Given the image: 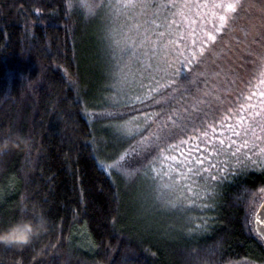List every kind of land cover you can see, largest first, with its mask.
Wrapping results in <instances>:
<instances>
[{
	"label": "trees",
	"instance_id": "obj_1",
	"mask_svg": "<svg viewBox=\"0 0 264 264\" xmlns=\"http://www.w3.org/2000/svg\"><path fill=\"white\" fill-rule=\"evenodd\" d=\"M89 5L93 0H0V130L18 128L30 137L27 145L0 153V229L38 214L49 223L28 246L0 245V264H264V241L254 224L264 200L261 163L225 158L228 171L208 181L209 196L191 204L175 195L177 206L169 210L145 202L150 180L103 166L135 140L125 136L119 145L111 139L121 135L113 123L126 120L96 117L126 108L108 101L113 90L111 76L106 89L109 73L99 53L101 17L93 18ZM233 50L245 62L261 61L264 34ZM223 63H210L201 88L222 84ZM181 103L188 98L146 100L137 103L139 119L127 120L146 134L154 124L145 113L162 120Z\"/></svg>",
	"mask_w": 264,
	"mask_h": 264
},
{
	"label": "snow or ice",
	"instance_id": "obj_2",
	"mask_svg": "<svg viewBox=\"0 0 264 264\" xmlns=\"http://www.w3.org/2000/svg\"><path fill=\"white\" fill-rule=\"evenodd\" d=\"M105 6L118 13L123 10H140L141 14H145L148 9H153V15L159 10L176 9L171 14L180 15L188 22L186 33L179 35L171 32L175 20L163 25L165 31H156L162 25L152 20L150 23L153 27L144 28L142 32L143 26L136 23L123 34L115 31L109 33L116 67L114 82L110 85L114 94L109 102L113 105L123 103L124 107L134 108L135 104H144L146 100L160 104L161 100L179 102L182 97H187L188 103H181L178 107L170 106L165 110V119L158 121L155 117L159 113H145V121L154 124L146 134L141 135L139 127L133 126L132 120L114 123L113 126L123 135L130 136L135 131L140 138L136 144L119 154L118 158H113L112 163L103 166L128 179L139 176L150 180L157 200L176 207L172 200L163 199L166 193L175 194L178 200L191 204L211 194L213 189L208 181L216 180L219 172L228 171L227 159L220 160V157H232L237 164L248 161L253 165L264 164V159H252L253 155L264 158V62L254 70L253 77L245 82V88L237 90L236 99L228 102L227 106H222L224 102L216 86L201 88V83L208 84L209 76L205 52H215L218 35L223 33L220 36V43L223 44L224 37L234 30L231 22L237 17L232 14L244 7L240 0H229L227 3L224 0H211V3L208 0H115L106 5L104 0H100L88 7L99 9ZM185 9L197 10L196 14L201 21L205 18L214 21L211 29L203 22L198 28L195 27L196 20L191 15H185ZM201 9H207V12H200ZM217 9L222 11L218 12ZM132 32L135 35H131ZM166 34L176 35V39L163 42ZM178 42L184 43L172 55L169 49ZM194 64L205 65V71L193 72ZM160 72L169 76L163 84L156 80L155 74ZM145 73L148 79L156 81L155 87L143 83ZM201 77L205 79L201 81ZM125 86H139L146 91L143 96L129 95L125 92ZM165 88H171V92L163 97H154V93ZM177 93L180 95L177 96ZM214 101L218 104L214 105ZM118 115L123 114L116 109L97 113L96 117L115 118ZM245 149L244 160H241L238 154ZM133 155L141 157L136 167H131L125 159ZM261 191L264 192V189ZM261 238H264V232Z\"/></svg>",
	"mask_w": 264,
	"mask_h": 264
},
{
	"label": "rangeland",
	"instance_id": "obj_3",
	"mask_svg": "<svg viewBox=\"0 0 264 264\" xmlns=\"http://www.w3.org/2000/svg\"><path fill=\"white\" fill-rule=\"evenodd\" d=\"M99 2L100 0H93V4H96ZM114 2L115 0H104L105 5L108 3H114ZM152 2H166V0H152ZM178 2H182V0H178ZM200 2H204V0H200ZM208 2L211 3V0H208ZM217 2H219V0H217ZM224 2L227 3L229 2V0H224ZM240 2L241 4L244 5V7L242 9H239L237 13L232 14L237 17L234 22H231L233 23L234 30L231 31L229 35L224 37L223 44L220 43V36H223V33L218 35L217 44L216 46H214L215 52L213 53H209L207 51L205 52V57H207L206 68L208 67V70H212L210 63H212L214 60H217L218 58H220L221 60H224L223 65H221L222 69L220 71L221 74L223 75L222 76L223 82L222 84H219V86L217 87L220 92V95L222 96L221 100L224 102L222 106H227L228 102L236 99L237 90H242L245 88V82L253 77V73H254L253 71L256 70L262 62H264V57L263 59H261V61L260 59L255 58L251 60L249 63L245 62L248 60V58L246 56L244 58V56H242V53H240L238 50H237V54L233 50L235 43L239 44L242 41H253L254 42V37L257 36L259 32L264 34V17L261 18L260 20L258 19L261 16L260 6H263L264 1L263 0H240ZM79 4L86 5L87 3L83 4V2L80 1ZM89 9L90 11L94 10L93 8H89ZM153 11H154L153 9H148L145 14H141L140 10H130V11L123 10L118 13L117 10L110 9L105 6V7H102L100 11L99 9H95V12H93V13H96L93 16V18L96 17L97 19H99L101 17L100 27L98 30V41L100 45V52H99L101 56L100 58L102 59V63L105 67V70L109 73V76L107 77V82H106V89L108 88V85L110 82V76L112 78V83L114 82L113 76L116 71L115 60L113 58L115 53H114L113 48L110 46L111 42L108 39L109 33L111 31H115L120 34H123L124 32H127L128 29L131 28L133 24L139 23L143 26L141 28V32H142L144 28L153 27V25L150 23L152 20H155L156 24L162 25V27H160L159 29H156V31H165V28L163 27V25L169 24L171 23V21L175 20L176 23L172 25L171 32L175 33L176 35L186 33L188 22L185 21L184 18L181 17L180 15L173 16L171 14L172 12L177 11L176 9L159 10L157 11L156 15H153ZM184 11H185V15H191L192 18L196 20V24L194 25L195 27L198 28L200 24L203 22L207 28L211 29L212 23L214 21H212L209 18H205L204 21H201L200 17L196 14L197 10L195 9L191 11H189L188 9H185ZM199 11L207 12V9H201ZM216 11L221 12L222 10L217 9ZM98 12H101V16H100V13ZM87 14L90 15V12H87ZM165 17H167V19H165ZM260 28H261V31H260ZM130 34L135 35V32H132ZM176 35L166 34L165 37H163V42H166L169 39H176ZM153 39H155V37H153ZM184 42H178L177 45L170 48L169 49L170 53L172 55H175V51L178 50L180 47H182V43ZM221 49H223V51H221ZM233 55H237V57L232 58ZM250 57L252 58L254 57V55L252 54V56ZM141 67L143 66L141 65ZM203 67L205 68V65L194 64L193 71H195V69L201 70ZM155 76H156V80H159L161 84H163L164 81L169 78V76H167L163 72L156 73ZM180 78H182V76ZM143 83L149 87L156 86V81L148 79L147 73H145ZM253 83H256V81L253 80ZM145 91L146 89L140 88L139 86H133V87L125 86V92L129 93V95L143 96ZM155 94L156 93H154V95ZM217 104L218 102L214 101V105H217ZM124 108L126 109L119 110V112L122 113L123 115H118L116 119L127 121V119L129 118L137 117V111L134 110V109H137V104L134 105V108H129V107H124ZM136 123L137 122L132 121L133 126H137ZM140 131L141 129H139V132ZM119 134H118L119 136H116L114 133L113 135H111L113 138L111 137L110 138L114 140V137H117L118 138L117 144L120 145L121 142L119 141L123 140L125 138V135H123L121 132H119ZM128 139L135 140L132 145L136 144L137 133L134 131L133 134L130 135ZM124 150H126V147L124 149H120L116 157L115 156L111 157L110 160H113V158H118V155L121 154ZM244 151H247V150L246 149L242 150L241 153L238 154L241 160L244 159V154H243ZM125 159H126V162H128L131 165V167L137 166L136 163L131 161V158L126 157ZM220 159L225 160V157H220ZM252 159L260 160L264 158L253 155ZM247 163L252 164L250 161H248ZM258 164L260 163L255 164V166ZM262 167H264V164H262ZM149 183H150L148 185L149 189L147 187V193L145 196H143L145 202L149 203L152 209L153 208L157 210L172 209L173 207H171V205L163 204L157 200L156 193L154 191L152 182L149 181ZM136 190H137V187H136ZM174 197H175V194L166 193L163 199L172 200L174 202L175 201L173 200ZM141 209L143 210L144 208L141 207ZM254 224H255V220H254Z\"/></svg>",
	"mask_w": 264,
	"mask_h": 264
},
{
	"label": "clouds",
	"instance_id": "obj_4",
	"mask_svg": "<svg viewBox=\"0 0 264 264\" xmlns=\"http://www.w3.org/2000/svg\"><path fill=\"white\" fill-rule=\"evenodd\" d=\"M30 137L18 128L0 130V153L19 144L27 145ZM49 223L45 216L38 214L36 219H18L10 226L0 229V245L23 248L30 245L41 233L48 230Z\"/></svg>",
	"mask_w": 264,
	"mask_h": 264
},
{
	"label": "water",
	"instance_id": "obj_5",
	"mask_svg": "<svg viewBox=\"0 0 264 264\" xmlns=\"http://www.w3.org/2000/svg\"><path fill=\"white\" fill-rule=\"evenodd\" d=\"M255 229L261 237V233L264 232V200L255 215ZM262 239L264 241V238Z\"/></svg>",
	"mask_w": 264,
	"mask_h": 264
}]
</instances>
